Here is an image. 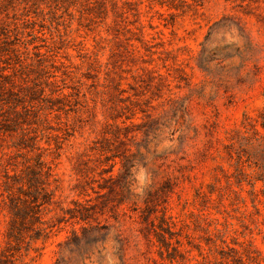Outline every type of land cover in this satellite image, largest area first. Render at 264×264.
Segmentation results:
<instances>
[{"label":"rangeland","instance_id":"rangeland-1","mask_svg":"<svg viewBox=\"0 0 264 264\" xmlns=\"http://www.w3.org/2000/svg\"><path fill=\"white\" fill-rule=\"evenodd\" d=\"M264 0H0V264H264Z\"/></svg>","mask_w":264,"mask_h":264},{"label":"trees","instance_id":"trees-1","mask_svg":"<svg viewBox=\"0 0 264 264\" xmlns=\"http://www.w3.org/2000/svg\"><path fill=\"white\" fill-rule=\"evenodd\" d=\"M262 127L264 128V122L261 123Z\"/></svg>","mask_w":264,"mask_h":264}]
</instances>
